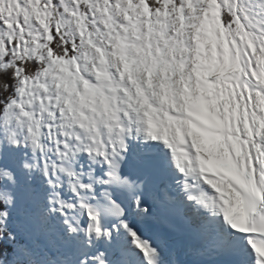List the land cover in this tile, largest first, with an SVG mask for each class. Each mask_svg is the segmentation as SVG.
I'll use <instances>...</instances> for the list:
<instances>
[{"label": "snow or ice", "instance_id": "6c2138e0", "mask_svg": "<svg viewBox=\"0 0 264 264\" xmlns=\"http://www.w3.org/2000/svg\"><path fill=\"white\" fill-rule=\"evenodd\" d=\"M0 264H264V0H0Z\"/></svg>", "mask_w": 264, "mask_h": 264}]
</instances>
